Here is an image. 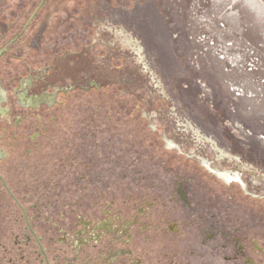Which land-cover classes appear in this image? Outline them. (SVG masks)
<instances>
[{
    "label": "rangeland",
    "instance_id": "1",
    "mask_svg": "<svg viewBox=\"0 0 264 264\" xmlns=\"http://www.w3.org/2000/svg\"><path fill=\"white\" fill-rule=\"evenodd\" d=\"M153 2L0 0V89L16 102L44 83L69 89L49 112L59 115L51 124L58 150L35 152L24 172L58 175L64 211L91 197L116 208L147 200L168 209L170 221L187 224L174 239V264H264V201L218 182V214L205 215L212 222L218 216V239H211L215 228L198 230V217L186 213L175 192L192 162L112 82ZM167 3L192 97L264 113V100L233 97L224 64L194 40L226 32L227 39L264 44V0ZM246 188L245 195L264 196ZM36 196L40 204L55 198Z\"/></svg>",
    "mask_w": 264,
    "mask_h": 264
},
{
    "label": "flooded vegetation",
    "instance_id": "2",
    "mask_svg": "<svg viewBox=\"0 0 264 264\" xmlns=\"http://www.w3.org/2000/svg\"><path fill=\"white\" fill-rule=\"evenodd\" d=\"M68 92L44 83L29 94L20 93L16 102L0 89V264H174V239L186 234L187 224L170 221L168 209L147 200L116 208L91 197L88 205L81 200L64 211L57 174L43 179L24 172L35 152L58 150L52 151L51 124L59 115L49 112ZM197 159L186 162L175 192L186 213L198 217L192 221L196 228H215L211 239H218V216L214 222L205 216L212 209L218 214V182L253 201H264V196L245 195L246 180L237 168L218 170L211 158L200 154ZM40 194L55 198L40 204ZM237 196L235 190L231 200Z\"/></svg>",
    "mask_w": 264,
    "mask_h": 264
},
{
    "label": "water",
    "instance_id": "3",
    "mask_svg": "<svg viewBox=\"0 0 264 264\" xmlns=\"http://www.w3.org/2000/svg\"><path fill=\"white\" fill-rule=\"evenodd\" d=\"M112 82L190 161L237 168L264 191V113L192 97L167 0H154Z\"/></svg>",
    "mask_w": 264,
    "mask_h": 264
},
{
    "label": "built area",
    "instance_id": "4",
    "mask_svg": "<svg viewBox=\"0 0 264 264\" xmlns=\"http://www.w3.org/2000/svg\"><path fill=\"white\" fill-rule=\"evenodd\" d=\"M226 32L198 33L194 40L224 64L229 90L235 99L264 100V44L256 45L242 37L227 39ZM245 79H244V78Z\"/></svg>",
    "mask_w": 264,
    "mask_h": 264
}]
</instances>
